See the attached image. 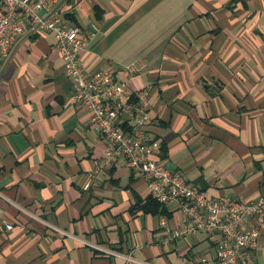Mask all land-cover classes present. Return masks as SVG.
Listing matches in <instances>:
<instances>
[{"label":"crops","instance_id":"crops-1","mask_svg":"<svg viewBox=\"0 0 264 264\" xmlns=\"http://www.w3.org/2000/svg\"><path fill=\"white\" fill-rule=\"evenodd\" d=\"M55 8L84 30L96 23L79 55L88 71L110 65L147 91L155 160L212 198L264 197V0ZM72 94L53 34L30 32L0 53V264L215 261L206 232L166 242L186 221L178 204L155 205L125 159L104 162L106 142ZM251 264H264V221Z\"/></svg>","mask_w":264,"mask_h":264},{"label":"built area","instance_id":"built-area-1","mask_svg":"<svg viewBox=\"0 0 264 264\" xmlns=\"http://www.w3.org/2000/svg\"><path fill=\"white\" fill-rule=\"evenodd\" d=\"M55 2L0 0V53L8 54L30 32L53 34L65 74L72 82V98L89 113L91 123L106 142L104 162L112 165L118 158L125 159L129 168L147 180L153 199L161 204L177 203L184 215L186 221L171 230L166 242L206 232L216 240V260L198 256L190 264H251L259 247L264 197L255 201L224 195L212 198L183 173L172 172L155 160L153 154L160 143L145 130L152 122L147 91L133 90L116 80L110 65L88 71L79 55L94 37L97 25L84 30L67 23L56 11ZM165 224L161 218L160 226ZM5 227L12 229L13 224L8 222Z\"/></svg>","mask_w":264,"mask_h":264},{"label":"trees","instance_id":"trees-1","mask_svg":"<svg viewBox=\"0 0 264 264\" xmlns=\"http://www.w3.org/2000/svg\"><path fill=\"white\" fill-rule=\"evenodd\" d=\"M152 201H153V203H155V205H160L161 203L160 202H158L157 200H155V199H153L152 198ZM162 205V204H161Z\"/></svg>","mask_w":264,"mask_h":264}]
</instances>
